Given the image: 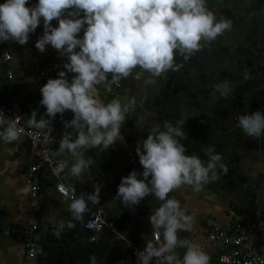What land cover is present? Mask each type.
Segmentation results:
<instances>
[{
  "label": "clouds",
  "instance_id": "obj_1",
  "mask_svg": "<svg viewBox=\"0 0 264 264\" xmlns=\"http://www.w3.org/2000/svg\"><path fill=\"white\" fill-rule=\"evenodd\" d=\"M28 3L29 0H6L0 4V43L11 40L26 45L42 20L44 32L35 47L44 53L51 45L60 57L67 58L63 65L66 71H60L57 79H49L40 90V104L46 108L48 118L37 120L38 112L34 110L28 126L40 131L43 144H51L57 114L63 117L67 111L74 113L71 121H64L65 132L54 155L67 151L75 158L69 175L77 180L93 164L91 159L84 158L85 151L94 148L106 151L118 140H125L120 129L136 104L133 98L124 103L114 99L105 105L97 98V85L104 84L111 92L113 84L119 86L122 79L137 69L140 70L137 79L143 72L159 77L169 70L178 71L177 54L185 58L193 55L201 49L202 42L214 41L232 26L229 19H217L207 0H38L32 7ZM54 20L58 21V27L52 26ZM82 30L83 38H79ZM68 73L75 74L71 81ZM248 78L245 74V79ZM217 91L227 95L231 91L228 82L217 85ZM237 120V126L246 135L264 136V112L241 115ZM184 122H178L179 126L165 122L163 130L153 129L138 143L136 154L143 172L132 171L122 177L114 198L130 208L152 194L161 201L149 219L156 240H160L162 232L164 242L159 245L148 242L143 251L135 253L137 264H209V256L200 245L178 237V232L192 230L194 218L169 194L183 185L199 190L203 184L215 180L221 156L211 146L204 149L207 164L198 156L185 155L186 148L180 142L187 139L182 131ZM5 123L6 117L0 114V127ZM23 132L16 120L11 119L0 131V140L11 144ZM66 167L67 162L61 161L52 171L59 175ZM138 175L143 179H138ZM30 190L32 186L26 185L18 194L27 196ZM58 190L66 195L63 185ZM100 193L101 187L96 184L94 192L73 199L69 206L73 217L81 220L88 202H100ZM64 227V223L57 225L53 235L59 239ZM177 248L186 249L182 260ZM89 264H97L95 256L89 257Z\"/></svg>",
  "mask_w": 264,
  "mask_h": 264
},
{
  "label": "water",
  "instance_id": "obj_2",
  "mask_svg": "<svg viewBox=\"0 0 264 264\" xmlns=\"http://www.w3.org/2000/svg\"><path fill=\"white\" fill-rule=\"evenodd\" d=\"M211 43L212 41L202 42L201 49L187 58L177 54L175 64L179 66V70L172 72L169 80H167L168 76L163 80L164 74L157 77L149 72H143L142 75L146 79L143 86L136 88L130 96H126V99H122L120 94L113 98V100H121L122 103L133 98L136 101L134 111L128 114L120 129L125 140L123 142L118 140L106 151L102 148L85 151L84 158L91 159L93 164L86 170L82 179L77 180L69 175L75 158L67 152L68 165L65 178L74 185L77 199L82 194L94 192L96 184L101 187L100 202L98 204L88 202L87 210L81 220L73 217L69 205L62 208V213L57 212L53 216L54 221L41 222L34 233H29L22 230L24 228L22 224L13 223L0 213V228L16 235L18 240L32 241L38 245V264H89L91 256L96 257L97 264H134L132 245H140L144 236L153 232L149 218L160 206L161 201L152 194L138 206L130 208L114 198L122 177L128 176L132 171L138 174L143 172L136 154L138 143H142L153 129L159 127L163 130L165 122L179 126L178 122L185 121L182 131L187 139L180 141L186 148L185 155L198 156L207 164L208 157L204 149L211 146L215 149V153L221 156L216 169L217 178L206 186L224 195L228 200L230 213L239 221L253 226L259 227L264 223V170L254 169L256 175H253V180H245L243 174L245 162L243 158L239 160L241 157L233 152V146L238 142L243 143V152L257 148L258 152L262 153L264 144L255 138L243 137L240 140L235 132L227 133L217 127L213 128L210 114L213 106L211 103L213 90L207 88L208 93L199 86V78L196 74L200 69L197 64L200 61L199 54L202 49L211 48ZM211 55V58L215 59L213 52ZM149 80H156L159 87V90H151L150 96L146 93L150 92L147 85L153 90L156 87H153L155 83L151 84ZM6 85L10 87L8 89L10 95L17 96L21 102H26L27 106L31 105L34 110L37 109V120L41 117L48 118L45 107L39 103H28L24 93L17 91L12 82L3 81L2 86L6 88ZM73 118L74 114L70 117L56 116L52 124L56 150L65 132L64 121H71ZM45 173L46 170L43 171L42 177ZM138 179H143V176L138 175ZM181 188L182 186L179 190ZM177 191L178 189L174 190L169 196L177 199ZM92 207L100 208L106 214L107 224L96 242L90 241L91 231L86 228ZM60 223H64L65 227L58 239L53 235V231ZM69 223L73 226L68 227ZM183 233L184 231L178 232V237L181 238ZM161 235L163 238L162 232Z\"/></svg>",
  "mask_w": 264,
  "mask_h": 264
},
{
  "label": "crops",
  "instance_id": "obj_3",
  "mask_svg": "<svg viewBox=\"0 0 264 264\" xmlns=\"http://www.w3.org/2000/svg\"><path fill=\"white\" fill-rule=\"evenodd\" d=\"M214 1H226L232 3V12L240 11V7L243 3L252 2L256 5L261 0H207V3ZM6 0H0V4L5 3ZM38 4V0H29L28 7H32ZM220 7V6H219ZM218 7V10L220 9ZM251 9V8H250ZM220 12L222 10L220 9ZM233 13V14H236ZM219 14V13H217ZM83 14H81L82 16ZM218 17V16H217ZM53 27H58V21L52 22ZM86 27V25H85ZM44 30L43 21L38 27ZM83 30L79 34V38H83ZM37 41L30 38L26 45H19L15 41H7L0 43V99L3 102H8L14 97L10 95L8 89L2 86L3 81L12 82L14 87L20 93H24L26 101L31 104L39 103L42 99L41 88L47 83L38 79V73L43 65L48 62H57V53H52L47 50L41 53L36 47ZM79 51V49H77ZM8 53L11 55V60L5 61L3 54ZM133 74L126 79H122L119 82V86L112 85L111 92L107 91L104 84L97 85V98L107 105L113 98L120 94L122 99H126V96H130L137 86ZM72 74V78L75 74ZM109 80H111V74H109ZM124 94V95H122ZM125 96V97H124ZM25 122L28 124L31 113L34 108L23 103ZM37 110V109H35ZM72 114L69 111L65 117H70ZM3 127H6L3 125ZM0 127V131L3 130ZM54 146V153L56 151ZM11 150V151H10ZM59 161H66L68 165V153L67 151L59 156L54 155ZM35 160V156L32 152L29 141L20 136L19 140L7 144L0 140V213H3L6 218H9L13 223H20L24 226L22 230L27 231L25 226L33 222L40 225L41 222L54 221V215L57 212L62 213V208H65L71 204L72 201L61 197L55 190V183L53 178L49 177L47 173L42 177V190L39 193L36 202V208H32L31 193L24 196L18 194V190L23 189L27 183V175L31 164ZM18 161V165L14 162ZM141 174V173H140ZM176 197L180 202L181 208L186 211L187 215H191L194 218L191 231H184L181 239L191 241L200 245L201 249L209 256V264H218V256L222 251V247L214 245L208 239V226L207 220L214 219L224 228H230L234 223L239 221L229 211L228 200L224 195L220 194L216 190H212V187L202 185L199 190H196L193 186L183 185L182 188L176 192ZM96 207H92L93 211ZM254 241L264 256V223H261L259 227L254 226ZM148 242H152L155 245L162 244L164 242L162 235L160 240L157 241L154 236V232L147 233L140 245L141 248L146 247ZM27 242L18 240L16 235L0 228V264H23L25 258ZM185 248H177L176 253L182 260L185 254ZM38 257V255H37ZM134 262V261H132ZM33 264L37 263V258L34 259ZM136 264V262H134ZM154 264V262H153Z\"/></svg>",
  "mask_w": 264,
  "mask_h": 264
},
{
  "label": "flooded vegetation",
  "instance_id": "obj_4",
  "mask_svg": "<svg viewBox=\"0 0 264 264\" xmlns=\"http://www.w3.org/2000/svg\"><path fill=\"white\" fill-rule=\"evenodd\" d=\"M231 5V2L226 1L207 3L210 10L218 16L217 19H229L232 21V26L212 41L211 48L201 50L200 61L197 62L200 69L196 74L203 91L208 92L209 87L213 90L211 100L213 106L210 109L212 127L227 133L235 132L240 140L243 137L255 138L264 144V136L259 138L248 136L237 126L238 116L258 110L264 112V12L260 16L252 7L249 8L248 3H243L239 8L240 11L233 14ZM256 19H263V23L259 25ZM212 52L215 54V59L211 58ZM172 72L174 71L169 70L165 73L163 80L167 78L166 76L169 80ZM136 74L134 75L136 86L140 88L146 79L142 74L137 79ZM245 74L248 75V79H245ZM149 82L155 83L153 87L156 88L153 90L147 85L150 89V92H146L148 96L151 95V90H159L156 80ZM224 82H228L231 89L227 95H221V92L217 91V85H222ZM242 144V142L235 144L233 152L241 157L239 160L243 158L245 162V167L243 166L245 180H253V175H256L254 169L264 170V151L259 153L257 148H252L243 152Z\"/></svg>",
  "mask_w": 264,
  "mask_h": 264
},
{
  "label": "built area",
  "instance_id": "obj_5",
  "mask_svg": "<svg viewBox=\"0 0 264 264\" xmlns=\"http://www.w3.org/2000/svg\"><path fill=\"white\" fill-rule=\"evenodd\" d=\"M43 32L44 30L37 28L34 33L30 34V38L38 41V39L43 35ZM47 50L52 53H57L58 60L57 62L48 61L40 69L38 79L42 82H47L49 79L59 78L58 73L60 71H66L63 65L68 62L67 58L60 57L59 53L52 48L51 45L47 46ZM3 58L5 61H9L11 60V55L4 53ZM67 78L71 81L72 74L68 73ZM0 112H3L0 114L6 117V123L4 126L7 127V123L11 122V119H15L17 127L24 129L21 136L29 141L32 152L35 156V160L30 166L26 179L27 185L32 186V190H30L32 201H34L32 203V208H36L35 201L42 190V173L45 170L47 171V175L53 178L55 190L61 197L70 201L77 199V193L74 185L66 181V168L59 175H56L52 171V169L57 167L61 162L54 156V143L47 145L43 144V135L40 131L34 128H29L28 124L25 122V113L22 102L17 97H14L8 102H3L0 99ZM68 112L69 111H67L63 116H65ZM57 116L61 117L60 114H57ZM28 133H31V135ZM45 134L48 133L45 132ZM59 185L64 186L66 195L58 190ZM106 224V214L104 210L100 208L94 209L91 212L86 224V228L91 231V242L98 241ZM207 226L208 239L214 245L222 247V251L218 256V264H262V262H264V256L260 253L254 241L255 228L253 225L237 221L232 227L227 229L220 225L216 220L208 219ZM25 229L29 233H34L38 229V225L30 222L25 226ZM132 246V256L137 264V257L135 253L143 251L144 248L137 245ZM38 251V245L32 241H28L26 244L23 264H33L34 259L37 258Z\"/></svg>",
  "mask_w": 264,
  "mask_h": 264
},
{
  "label": "rangeland",
  "instance_id": "obj_6",
  "mask_svg": "<svg viewBox=\"0 0 264 264\" xmlns=\"http://www.w3.org/2000/svg\"><path fill=\"white\" fill-rule=\"evenodd\" d=\"M248 5H249V8L252 7L254 9V11L258 12L260 14V16H262V14L264 12V0L259 1L256 5H254L252 2H249ZM256 23H260L259 25H261L263 23V19H256Z\"/></svg>",
  "mask_w": 264,
  "mask_h": 264
}]
</instances>
